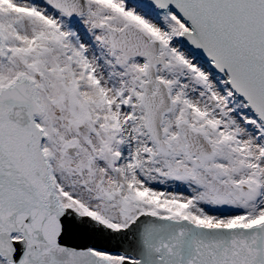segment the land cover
I'll return each instance as SVG.
<instances>
[{
    "label": "snow or ice",
    "instance_id": "1",
    "mask_svg": "<svg viewBox=\"0 0 264 264\" xmlns=\"http://www.w3.org/2000/svg\"><path fill=\"white\" fill-rule=\"evenodd\" d=\"M0 264H264V0H0Z\"/></svg>",
    "mask_w": 264,
    "mask_h": 264
}]
</instances>
